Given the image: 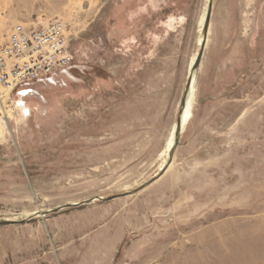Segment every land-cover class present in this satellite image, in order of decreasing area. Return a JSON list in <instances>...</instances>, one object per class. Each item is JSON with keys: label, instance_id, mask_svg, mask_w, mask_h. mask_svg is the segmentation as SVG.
I'll list each match as a JSON object with an SVG mask.
<instances>
[{"label": "rangeland", "instance_id": "374dc122", "mask_svg": "<svg viewBox=\"0 0 264 264\" xmlns=\"http://www.w3.org/2000/svg\"><path fill=\"white\" fill-rule=\"evenodd\" d=\"M55 20L70 74L0 85V264H181L263 220L264 0H0V49Z\"/></svg>", "mask_w": 264, "mask_h": 264}, {"label": "built area", "instance_id": "2783aa9c", "mask_svg": "<svg viewBox=\"0 0 264 264\" xmlns=\"http://www.w3.org/2000/svg\"><path fill=\"white\" fill-rule=\"evenodd\" d=\"M75 62L62 21L34 27L17 24L0 49V85L11 92L36 82H52L59 75L70 74Z\"/></svg>", "mask_w": 264, "mask_h": 264}, {"label": "crops", "instance_id": "0c3cea01", "mask_svg": "<svg viewBox=\"0 0 264 264\" xmlns=\"http://www.w3.org/2000/svg\"><path fill=\"white\" fill-rule=\"evenodd\" d=\"M237 227L229 243L220 239L209 252L189 251L183 254L181 264H264V217L261 222Z\"/></svg>", "mask_w": 264, "mask_h": 264}, {"label": "water", "instance_id": "95a60500", "mask_svg": "<svg viewBox=\"0 0 264 264\" xmlns=\"http://www.w3.org/2000/svg\"><path fill=\"white\" fill-rule=\"evenodd\" d=\"M192 82H193V77L190 78V80L188 81V84H187V88H186V91H185V95H184V98L182 100V109H181V112H180V117H181L183 111L186 108L188 94L190 92V89H191V86H192ZM180 117H179V120H178V124H177V126H176V128L174 129V132H173V135H174V144H173L172 148L176 147V145L178 144V134H179L180 128L182 127V125H181V118ZM59 210L60 209H57V211H59ZM52 212H55V211H48L47 213H42L41 215H46V214H49V213H52Z\"/></svg>", "mask_w": 264, "mask_h": 264}, {"label": "bare ground", "instance_id": "6f19581e", "mask_svg": "<svg viewBox=\"0 0 264 264\" xmlns=\"http://www.w3.org/2000/svg\"><path fill=\"white\" fill-rule=\"evenodd\" d=\"M192 105H193V83H192L190 92L188 94L186 108H185V110L183 111V113H182V115L180 117L181 118V125H182V127H184L187 124V122H188V120L190 118ZM173 144H174V135H172V138H171L170 148H172Z\"/></svg>", "mask_w": 264, "mask_h": 264}, {"label": "trees", "instance_id": "16d2710c", "mask_svg": "<svg viewBox=\"0 0 264 264\" xmlns=\"http://www.w3.org/2000/svg\"><path fill=\"white\" fill-rule=\"evenodd\" d=\"M191 115H192V111H191V114H190V117H191ZM190 119V118H189ZM189 121V120H188ZM188 123V122H187Z\"/></svg>", "mask_w": 264, "mask_h": 264}]
</instances>
